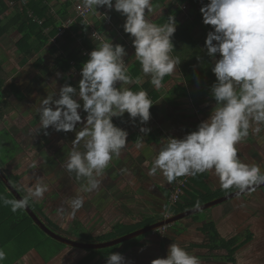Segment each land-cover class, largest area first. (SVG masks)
I'll use <instances>...</instances> for the list:
<instances>
[{"label":"clouds","instance_id":"obj_1","mask_svg":"<svg viewBox=\"0 0 264 264\" xmlns=\"http://www.w3.org/2000/svg\"><path fill=\"white\" fill-rule=\"evenodd\" d=\"M78 7L94 15H101L97 9L106 8L125 18L123 30L132 38L135 57L142 72L151 76L155 88L163 87L164 78L180 64L173 55L175 17L170 15L161 25L151 22L146 14L153 11V0H82ZM200 13L203 24L211 28L204 47L213 63L215 82L210 95L215 106L196 131L182 139H165L167 144L152 162L149 174L159 171L172 183L180 177L214 171L223 190L255 191L264 185V172L258 164L242 162L236 146L250 134L259 136L264 131V0H207L202 3ZM101 41L81 65L78 88L63 85L58 93L54 90L43 98L39 109L40 127L46 135L49 128L75 132L72 150L63 167L77 181H85L81 186L85 193L100 189L111 161L126 147L128 132L116 126L113 118L127 114L133 123L138 119L140 124H146L153 106L146 91L124 87L140 83L129 75L125 47L104 42L103 38ZM53 86L55 89V81ZM82 112L86 114L83 117ZM149 131L140 128L145 135ZM47 191V184L38 177L22 199L0 196V202L15 213L28 207L31 199L42 200ZM68 203L75 215L83 207L84 198L77 196ZM199 206L197 201L194 207ZM6 258L7 253L0 249V262ZM107 264H130V261L116 252L107 257ZM151 264L201 262L172 243L166 258L154 259Z\"/></svg>","mask_w":264,"mask_h":264},{"label":"rangeland","instance_id":"obj_2","mask_svg":"<svg viewBox=\"0 0 264 264\" xmlns=\"http://www.w3.org/2000/svg\"><path fill=\"white\" fill-rule=\"evenodd\" d=\"M175 6V0H163L153 8L151 13L146 14L147 18L157 24L159 18L166 17ZM97 11L101 14L95 15L98 21L107 22L105 27L107 29L103 33L105 39L109 40L111 37L109 42L114 45L126 43L128 46L126 50L127 56L125 57L126 65L129 62L138 61L135 57V49L132 46V38L123 30L125 21H120V14L114 10L108 11L106 8H99ZM9 12L13 13L15 11L11 7ZM103 16L108 17L112 25ZM112 16L116 18V25ZM179 19L182 24L186 21H193L194 16L189 15L185 11L182 12ZM191 31L193 35L201 33L203 38L206 39V35L210 30L203 23H198L196 28ZM19 38L18 33L11 32L0 39V62L10 72L12 76L10 81H14L26 96V100L21 101L14 97L10 99L11 105L8 108V112L4 114L5 119L0 124V130L9 129L24 150L21 157L10 163L8 162L5 166V159H7L8 154H10L9 157L13 155L11 154L13 149L12 145L8 147L6 145L3 148L2 156L0 154V160L3 161V163L1 162L3 172L10 175V171L11 174L18 177L20 182L19 189L25 196L27 195V189L37 183V178H42L48 186V191L44 194L42 200H33L38 204L45 203V214L55 224L61 226L58 232L60 236L76 242L106 243L122 237H101L110 232L118 223H125L128 226L135 227V224L144 220H159L162 216L164 217L163 219L173 216L167 208V204L169 207L173 206L170 204V196L181 177L169 183L159 171L155 175H150L152 162L159 151L167 144L165 139H182L186 134L196 131L197 126L209 117L215 102L203 100V97L197 100L183 101L180 108L193 112L194 119H192L191 125L186 128L182 124H174L170 130H165V126L161 125L165 124L162 119V111L167 109L168 115L170 111L171 113L174 111L170 110L167 104V92L174 84L182 83L180 72L176 67L175 71L168 76V80L166 79V82L163 83V87L157 89L153 86L159 95L158 98L153 99L152 95L148 94L153 106L150 109L151 118L146 124H140L138 119L133 123L127 114L123 118H113L115 125L128 132L126 147L122 150L119 157H114L111 161L102 178L100 189L92 193H85L81 190V186L85 181H77L75 176L70 175L63 167L69 152L72 150L75 132H56L49 128L46 135L45 131L41 130L39 123L41 100L54 90L58 93L60 87L67 84L64 82L65 79L71 80L73 87L78 88V83L81 79L80 70L70 69L64 73L57 68V59L65 56V50H62L63 43H57V41L54 43L51 39L47 42L44 53H42V65L38 68L35 67L38 56L25 61L16 48ZM80 42L81 39L76 41L72 46V50L76 49L77 52L84 55L82 53L83 50L81 51L79 48ZM93 45L94 47L98 46L95 42ZM54 46L57 51L53 50ZM57 73L60 74L59 77ZM141 73L142 78L139 79V84L132 83L124 85V87L133 91L143 90L142 85L150 82L151 76L145 75L142 70ZM135 80L133 79V81ZM54 81L56 84L55 89L54 86L51 87ZM119 86L118 84L117 87ZM81 115L83 117L86 114L82 112ZM141 127L150 129L147 135L140 132ZM79 128L80 125L77 126V130ZM152 134L154 135L153 140H151ZM9 141L10 138L7 139L8 143ZM236 147L242 162L250 165L258 164L261 171H264V131L259 136L250 134L244 142ZM7 150H11L10 153ZM81 150H83L82 145ZM141 151L145 152V154ZM208 182L214 189L221 188L219 178L214 171H211V177ZM159 187L169 191L170 196L168 199L165 198L161 192L163 190ZM77 196L84 198V205L75 212V215H72V209L68 201ZM203 219L216 223L217 227L221 229V235L227 239L237 235L245 228L251 227L254 238L250 243L238 250L235 264H264V188L182 220V225H180L181 222L178 225L185 227L187 230L181 236H176L171 228H162L145 237L142 240V247L130 249L122 255L130 261V264H151L154 259L166 258L169 246L172 243H176L190 255L198 257L201 264H232L223 261L208 262L201 260L209 249L195 247L194 244L204 240V236L200 231V227L204 223L199 222ZM72 221L82 223L91 234L78 229L69 231L67 225H72ZM225 229L228 232L222 234V232H226L224 231ZM85 233L87 234L85 235ZM38 237H40L38 241L45 248L46 244L49 243L47 242L48 239L44 236ZM124 244H121L117 251L118 253L123 247H126ZM55 245L46 248V252L49 253L50 251L48 250H53L57 246ZM17 251L16 245L8 248L7 257L15 256ZM27 254L16 264H77L88 255V252L82 249L66 247L50 263H44L37 256H40V254L36 249H33L31 254ZM220 254L226 255V251H220Z\"/></svg>","mask_w":264,"mask_h":264},{"label":"trees","instance_id":"obj_3","mask_svg":"<svg viewBox=\"0 0 264 264\" xmlns=\"http://www.w3.org/2000/svg\"><path fill=\"white\" fill-rule=\"evenodd\" d=\"M162 1L163 0L153 1V7ZM175 3V8L173 10L171 9L169 14L166 17L163 16L157 23L158 25L165 23L167 18L171 15L175 17L178 28L172 38L174 45L173 55L178 57L180 60V64L177 65V69L179 70L183 81L181 84H174L168 90L167 104L169 107H178L181 105V101L183 100H197L200 97H203V100L214 101L210 95V87L215 82V76L211 71V67L213 66L212 60L206 55V49L204 47L205 39L201 34L193 35L191 33V30L196 28L198 23H203L200 8L202 3H207V0H175ZM11 4H13V6H11ZM73 5L74 1L72 2L71 0H25V3L22 0H0V39L4 38L11 32L18 33L20 38L16 43L17 50L25 61H29L35 56H38V60L34 65L38 68L43 62L41 60V52L44 50L47 42H49L51 38H55L57 36L58 26L60 23L72 16L74 12ZM11 7H13L15 12H9ZM185 11H187L189 15L194 16V19L193 21H186L185 23L181 24L179 17L182 12ZM112 18L116 25V18L114 16H112ZM91 22H93L95 28L100 34H103L106 31V22H99L98 18L94 14L91 16ZM206 27L211 31L210 26ZM45 31H47L46 34ZM89 32L90 27L84 24L81 19H79L77 24L72 26L71 29L63 35L61 40H57V43H63L62 50H65V56L61 59H57V68H59L64 73L70 69H75L77 71L81 69V65L88 59V56L80 54V52H77L76 49L72 50V46L76 41L81 39V44L79 47L81 51L83 49L88 51L94 49L95 47L93 43L95 41L92 40ZM110 39L111 37L109 40ZM122 46H124L126 50L128 49L126 43H123ZM53 50L57 51V48L54 46ZM127 67L129 75L132 78L140 79L142 77L141 65L139 61H136L134 64L130 63L127 65ZM168 76L164 78L163 83L166 82V79L168 80ZM10 77V72L6 71L3 67V64L0 62V123L4 119V109L7 105V100L9 97L15 96V98L20 101L26 98L21 89L13 81H10ZM64 82L73 86V82L69 79H65ZM142 89L149 95H152L153 99L159 97L150 82L144 83L142 85ZM8 138H10L9 143L7 142ZM6 145L7 147L12 145L13 150L7 151L8 153L11 151L13 158H11L12 156L9 157L10 154H8L7 159H5V166L8 164V162L18 159L24 153V150L21 148L20 144L13 136L10 135L8 130L4 129L0 132L1 156L2 150L6 147ZM1 162L3 163V161L0 160V169L2 170ZM5 175L18 190L21 196L24 197L25 195L19 189L20 182L18 177L11 173L10 175L5 173ZM210 177L211 171L204 174H198L194 177H181L180 180L187 178V181L185 183V187L183 188V193L179 196L178 202L171 207H169L167 204V208L170 210L171 214L178 215L180 213L189 211L195 208L194 205L197 203V201L201 206L238 190L236 188L229 190H223L222 188L214 189L208 182ZM162 190L165 198L168 199L170 196L169 191L164 189ZM0 196L9 200H16L14 196L7 190L1 180ZM29 206L49 229L59 234L58 232L60 231L61 227L55 224L44 214V209L46 206L45 203L38 204L33 199H31L29 201ZM163 218L164 217L162 216V218L159 220H144L141 223L135 224V227L128 226L125 223H118L112 228L110 232L102 235L101 237L111 236L110 238H117L142 227H147L151 224L161 221ZM179 222L167 227L171 228L175 232L176 236H181L187 230L185 227L183 228L180 226L182 225V222L180 225H178ZM199 222H205L200 227V231L204 236V240L200 243H195L194 246L209 249L207 254L201 258L203 261H223L225 263L227 262L235 264L236 253L238 250L250 243L254 238V233L251 227H247L237 235L227 239L221 235V229L218 228L213 221L203 219ZM68 228L69 231L78 229L84 230L91 234L82 223L73 222L72 225H68ZM224 231L226 232H222V234L228 232L227 229ZM87 233H85V235ZM150 234L151 233H148L125 242L124 245H126V247H123L119 253L125 254L130 249L142 247V240ZM38 236H44L48 239L47 242L49 243L46 244L45 248H43L42 244L38 241L40 238ZM54 244L57 246L55 245L56 247L53 250H48L50 252L47 253L46 248L53 247ZM15 245L16 250L18 249L17 253H15V256L7 257L3 262H0V264H16V262H18L22 257H24V255L33 249H36L39 252L45 263H49L54 258H56V256H58V254H60L63 249L67 247L66 245H63L48 237L39 227L34 224L24 209L17 210L14 213L11 211L10 206H4L3 203L0 202V249H3L7 253L8 248ZM120 247L121 245H117L111 248L100 250H85L88 252V255L80 260L77 264H107V257L111 253H116ZM223 250L226 251V255L220 254V251Z\"/></svg>","mask_w":264,"mask_h":264},{"label":"water","instance_id":"obj_4","mask_svg":"<svg viewBox=\"0 0 264 264\" xmlns=\"http://www.w3.org/2000/svg\"><path fill=\"white\" fill-rule=\"evenodd\" d=\"M0 180L5 185L7 190L14 196L16 200L22 199L23 197L18 192V190L14 187V185L8 180L5 173L0 169ZM264 188V185H260L259 187H256L255 191L260 190ZM254 191H246L244 193H239L238 191H235L229 195L220 197L218 199H215L211 202H208L206 204H203L199 206V208H193L189 211L180 213L178 215H173L171 217H167L166 219H163L161 221H158L154 224H151L147 227H144L142 229H139L133 233H129L125 236H122L120 238L114 239L112 241H108L106 243H80L73 241L69 238L60 236L59 234L53 232L51 229H49L44 222L36 215V213L33 211V209L28 205L24 209V211L29 215V217L32 219L34 224L39 227L48 237L51 239L66 245L67 247L75 248V249H82V250H100V249H106L111 248L117 245H121L127 241L133 240L135 238H138L142 235L148 234V233H155L156 231L161 230L162 228H166L168 226L174 225L176 222L182 221L184 219H187L190 216H194L198 213H201L203 211L209 210L210 208H213L217 205L223 204L227 201L236 199L240 196H244L246 194L252 193Z\"/></svg>","mask_w":264,"mask_h":264},{"label":"built area","instance_id":"obj_5","mask_svg":"<svg viewBox=\"0 0 264 264\" xmlns=\"http://www.w3.org/2000/svg\"><path fill=\"white\" fill-rule=\"evenodd\" d=\"M22 1L25 3V0H22ZM71 1L72 2L74 1V5H73L74 12L70 18H68L67 20L60 23V25L58 26L57 36L55 38H51V41L56 43L57 40H59V39L61 40L63 38V35L68 30H70L72 26L76 25L79 19H81L84 24H86L87 26L90 27V37L92 38V40H94L97 43V45H99L102 42L101 38H103L104 35L100 34L97 31V29L95 28L93 22H91V16L93 14L90 11L85 12L82 8L78 7V5H80L82 3V0H71ZM11 6H13V4H11ZM105 19H107L110 22L109 24L112 25V22L110 21V19L108 17H106ZM76 38H78V37H76ZM107 40L105 39V37L103 38L104 42H106ZM107 42H109V41H107ZM83 51H84L83 53L85 56H88V54L90 53V51H88L86 49H83ZM186 181H187V178H185L184 180H180L176 184V186L174 187V191L170 196V204L171 205H174L175 203L178 202L179 196L183 193V188L185 187Z\"/></svg>","mask_w":264,"mask_h":264},{"label":"crops","instance_id":"obj_6","mask_svg":"<svg viewBox=\"0 0 264 264\" xmlns=\"http://www.w3.org/2000/svg\"><path fill=\"white\" fill-rule=\"evenodd\" d=\"M158 5V4H157ZM157 5H155L153 8H155ZM162 18V17H161ZM161 18H159V20L161 19ZM180 18V17H179ZM180 20V19H179ZM120 21H125V18L123 17V16H121L120 15ZM177 30H178V28H177ZM176 30V31H177ZM199 34H201V33H199ZM42 53H44V50L41 52V58H42ZM134 64L135 63V61L133 62H129L128 64ZM4 67V66H3ZM4 69H5V67H4ZM6 70V69H5ZM7 71V70H6ZM9 72V71H8ZM181 75V74H180ZM11 78H12V76H11ZM142 78V77H141ZM140 78V79H141ZM133 79H138V78H133ZM181 79H182V81H183V78L181 77ZM12 80V79H11ZM14 82V81H13ZM15 83V82H14ZM16 84V83H15ZM12 97H14L15 98V96H11V97H9L8 98V100H7V105L5 106V109H4V113L6 114L7 112H8V108L10 107V105H11V102H10V99L12 98ZM16 99V98H15ZM23 100H26V98L25 99H23ZM183 101H185V100H183ZM183 101H181V104H182V102ZM192 101V100H191ZM181 106V105H180ZM180 106H178V107H169V109L170 110H174V111H172V113H171V111H170V114L168 115L167 114V109H165L164 111H162V119L164 120V123L165 124H161V125H163V126H165V130H170V128H172L173 127V125L174 124H182V126H185L186 128H187V126L189 127L190 125H191V122H192V119H194V115H193V112L192 111H189V110H187V109H185V108H180ZM177 110V112H175ZM4 119H5V115H4ZM3 122V121H2ZM1 122V123H2ZM0 123V124H1ZM162 126V127H163ZM4 129H6V130H8V132L10 133V135L11 136H13L12 135V133H11V131L9 130V129H7V128H4ZM4 129H2V130H4ZM191 129V128H190ZM2 130H0V132L2 131ZM152 137H153V139H154V135L152 134L151 135ZM14 138H15V136H13ZM152 137H151V140H153L152 139ZM15 140H16V138H15ZM17 141V140H16ZM148 141V140H147ZM142 153H144L145 154V152H143V151H141ZM10 163V162H9ZM9 171V170H8ZM10 172V171H9ZM11 173V172H10ZM160 188V187H159ZM161 190L163 189V188H160ZM160 190V191H161ZM166 190V189H165ZM162 192V194H164L163 193V191H161ZM203 223H205V222H203ZM216 224V223H215ZM33 252V250L31 251V252H29V254H31ZM28 255V254H27ZM38 256V255H37ZM55 259V258H54ZM50 263V262H49Z\"/></svg>","mask_w":264,"mask_h":264},{"label":"flooded vegetation","instance_id":"obj_7","mask_svg":"<svg viewBox=\"0 0 264 264\" xmlns=\"http://www.w3.org/2000/svg\"><path fill=\"white\" fill-rule=\"evenodd\" d=\"M44 214H45V212H44ZM46 215V214H45ZM47 216V215H46ZM48 217V216H47ZM74 221H72V223H73ZM58 226H60V225H58ZM68 226V225H67ZM61 227V226H60ZM38 257L45 263V261L42 259V257H40L39 255H38Z\"/></svg>","mask_w":264,"mask_h":264}]
</instances>
